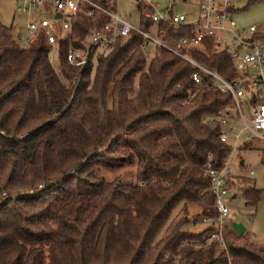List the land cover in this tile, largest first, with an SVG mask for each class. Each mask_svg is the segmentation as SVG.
Returning <instances> with one entry per match:
<instances>
[{
	"label": "trees",
	"instance_id": "16d2710c",
	"mask_svg": "<svg viewBox=\"0 0 264 264\" xmlns=\"http://www.w3.org/2000/svg\"><path fill=\"white\" fill-rule=\"evenodd\" d=\"M106 22L101 13L71 19L55 70L42 43H21L0 21V264H264V242L228 225L224 248L205 244L211 226L188 229L216 212L206 167L220 169L229 153L214 118L230 96L196 88L195 69L163 49L147 60L135 32L70 65L68 48H84ZM150 25L141 15L138 28ZM256 37L264 42V31ZM183 52L238 78L211 39ZM128 168L129 178L102 175ZM236 182L256 209L262 191L249 178Z\"/></svg>",
	"mask_w": 264,
	"mask_h": 264
},
{
	"label": "built area",
	"instance_id": "2783aa9c",
	"mask_svg": "<svg viewBox=\"0 0 264 264\" xmlns=\"http://www.w3.org/2000/svg\"><path fill=\"white\" fill-rule=\"evenodd\" d=\"M137 1L145 9L142 19L151 23L147 30H140L120 19L118 0H16L15 11L24 16L25 25L23 32L13 27L18 39L21 40L22 34L25 36L24 43L40 42L47 51L53 49L57 52L58 43L71 28V19L79 14L91 18L95 13H101L107 22L90 31L85 47L68 48L66 60L70 65H84L92 48L99 54L108 53L117 37L135 32L142 37L140 50L147 60L157 49H163L195 69L190 79L196 88L217 89L230 96V104L220 109L214 118L219 127V140L229 148V153L220 169L206 167L216 212L201 222L213 228L205 244L216 240L224 248L222 230L225 219L234 211L230 204L237 197L233 190L236 180L231 168L233 154L242 146H250L254 140L264 142V42L257 39L260 31L255 25L243 27L236 22L238 0H197V17L192 22H188L184 14L176 13L171 3L160 9L154 0ZM185 25L193 28L190 34L180 38L167 35L168 28ZM205 39L214 42L216 52L228 54L239 73L238 78L227 81L217 71L201 66L183 52L200 46ZM243 98H246L244 103L241 102ZM194 247L199 248L200 244ZM228 264H231L230 259Z\"/></svg>",
	"mask_w": 264,
	"mask_h": 264
},
{
	"label": "rangeland",
	"instance_id": "374dc122",
	"mask_svg": "<svg viewBox=\"0 0 264 264\" xmlns=\"http://www.w3.org/2000/svg\"><path fill=\"white\" fill-rule=\"evenodd\" d=\"M154 3L159 6L160 9L167 7L169 3L174 6L176 13L184 14L188 22H192L197 17V0H154ZM137 0H118L117 14L121 20L133 25L139 26L140 16L145 9H142V13L138 10ZM235 7L240 10L235 15L236 22L243 27L255 25L258 31H264V0H238ZM16 0H0V21L5 27L11 25L15 28L21 29L23 32L25 25L24 16L17 14ZM40 17H44L43 13H39ZM154 32V28H152ZM26 40L22 34L21 43ZM152 50V49H151ZM48 58L53 68L57 70L58 60L56 51L51 49L48 51ZM246 98L241 99L244 103ZM244 114H246L245 108H243ZM243 160L244 164L241 166L240 161ZM231 168L233 177L249 178L254 181L256 188L262 191L260 201L256 209L247 208L244 205L243 200L239 194H236V198L230 204V207L234 209L231 211L225 219V224L230 226L232 224H241L245 228V233L251 241L257 244L264 242V142L254 140L248 148L243 146L237 149L231 160ZM134 168H128L116 173L104 172L108 178L119 175L122 179L129 178L133 175ZM252 173V174H251ZM123 176V177H122ZM238 182L233 184V190L237 193L236 189ZM196 213L195 209H190V215ZM176 215V216H175ZM178 213L173 217H177ZM205 226L199 223L190 224L188 229L193 232H199L204 229Z\"/></svg>",
	"mask_w": 264,
	"mask_h": 264
},
{
	"label": "water",
	"instance_id": "95a60500",
	"mask_svg": "<svg viewBox=\"0 0 264 264\" xmlns=\"http://www.w3.org/2000/svg\"><path fill=\"white\" fill-rule=\"evenodd\" d=\"M231 228L238 235H243L244 234V228H243V226L241 224H232Z\"/></svg>",
	"mask_w": 264,
	"mask_h": 264
},
{
	"label": "crops",
	"instance_id": "0c3cea01",
	"mask_svg": "<svg viewBox=\"0 0 264 264\" xmlns=\"http://www.w3.org/2000/svg\"><path fill=\"white\" fill-rule=\"evenodd\" d=\"M243 164H244V161L241 160V161H240V165L242 166ZM236 178H237V177H236ZM245 231H246V230H245V228H244V233H245Z\"/></svg>",
	"mask_w": 264,
	"mask_h": 264
}]
</instances>
